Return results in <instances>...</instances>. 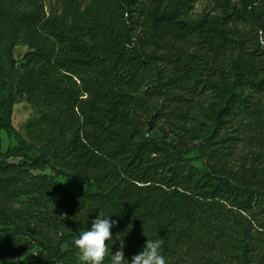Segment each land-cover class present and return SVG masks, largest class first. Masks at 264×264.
Segmentation results:
<instances>
[{"label": "trees", "instance_id": "16d2710c", "mask_svg": "<svg viewBox=\"0 0 264 264\" xmlns=\"http://www.w3.org/2000/svg\"><path fill=\"white\" fill-rule=\"evenodd\" d=\"M19 1L32 10L13 12L0 46V141L16 99L39 116L29 143L0 146V264L34 245L36 264H80L73 239L106 214L129 264L154 239L167 264H264V183L218 168L216 146L238 133L264 147V64L231 58L264 53L251 0L195 19L193 0ZM16 44L29 50L13 81ZM208 91L223 106L203 111L204 134L187 124ZM68 175L86 189L66 190Z\"/></svg>", "mask_w": 264, "mask_h": 264}, {"label": "rangeland", "instance_id": "374dc122", "mask_svg": "<svg viewBox=\"0 0 264 264\" xmlns=\"http://www.w3.org/2000/svg\"><path fill=\"white\" fill-rule=\"evenodd\" d=\"M82 6L87 3L88 0H81ZM252 4L249 6L253 14L257 15L259 13L260 19H264V0H251ZM46 5L45 10H48L47 6L59 7V0H44ZM225 3H228L230 7H235L236 9L242 8V0H193L190 17L192 19L203 17L205 15H220L225 10ZM15 10L18 11H31L32 7L28 5L25 1L19 0H0V46L6 43L8 34L10 31L9 18ZM248 22H255V18L250 15ZM254 28V27H253ZM255 32V31H254ZM260 34H258L259 36ZM257 36V35H256ZM264 41V35L258 38ZM255 49V45H252L248 49L251 52ZM28 46L23 44H16L13 47V56L16 60L15 72L13 74V81H16L21 74L20 64L22 62L23 54L28 51ZM232 60L236 61L243 68L249 67L248 59L255 63L264 64V53L261 50L255 51L254 55L248 56L247 58L238 57L234 54L231 56ZM222 65L220 66V69ZM228 76H231L235 70L228 69L225 71ZM148 75L150 73L148 72ZM151 78V77H150ZM5 92V91H4ZM195 111L193 122H189L187 126H192L193 124L198 128L201 127L204 130V134L209 127V122L204 117L203 111L208 110L211 113H216L220 108H222V101L211 91H208L203 96L197 98L194 102ZM38 112L23 98H18L13 104L11 113V129L9 132H1L0 146L2 150L6 148L13 147L17 142L23 139L26 143H29L28 137L26 135L25 126L30 121L38 119ZM206 122V123H205ZM232 132V131H231ZM229 132V133H231ZM237 138L234 140H229L223 143L220 152L223 153L222 162L219 161L218 168H222L227 174L238 175L243 178L248 184H263L264 183V147L258 146L253 141H246L243 139L241 134L233 133ZM208 138L212 136L207 133ZM232 136V135H230ZM193 145H191V148ZM192 151L185 155L187 158H194L197 152L194 148ZM198 167H202L200 161H192ZM43 172L52 174L49 169L43 170ZM58 181L62 186L73 193H78L84 191L85 185H83L79 179L73 176H65L58 178ZM90 192L94 191V187L88 189ZM21 206H24L23 204ZM38 247L34 245V248L28 249L23 252L20 256L23 264H36L34 259L36 255V250Z\"/></svg>", "mask_w": 264, "mask_h": 264}, {"label": "clouds", "instance_id": "9594fccd", "mask_svg": "<svg viewBox=\"0 0 264 264\" xmlns=\"http://www.w3.org/2000/svg\"><path fill=\"white\" fill-rule=\"evenodd\" d=\"M116 223L109 214L96 216L90 227L79 232L72 244L79 252L80 264H105L106 257L108 264H129L123 253L122 241L120 249L115 252L107 245V241L113 238L110 229ZM163 243V239L146 240L142 251L132 256L130 264H167L162 254Z\"/></svg>", "mask_w": 264, "mask_h": 264}]
</instances>
